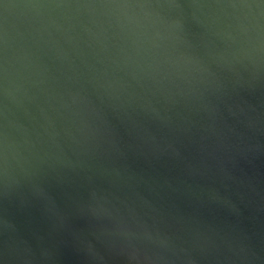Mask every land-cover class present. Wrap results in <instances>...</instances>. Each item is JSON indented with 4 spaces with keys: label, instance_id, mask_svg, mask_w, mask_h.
<instances>
[{
    "label": "water",
    "instance_id": "water-1",
    "mask_svg": "<svg viewBox=\"0 0 264 264\" xmlns=\"http://www.w3.org/2000/svg\"><path fill=\"white\" fill-rule=\"evenodd\" d=\"M0 264H264V0H0Z\"/></svg>",
    "mask_w": 264,
    "mask_h": 264
}]
</instances>
